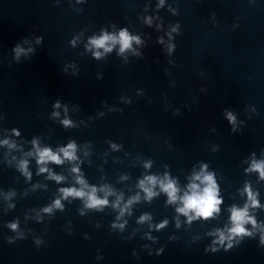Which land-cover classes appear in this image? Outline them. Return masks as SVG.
Returning a JSON list of instances; mask_svg holds the SVG:
<instances>
[{"label": "water", "instance_id": "1", "mask_svg": "<svg viewBox=\"0 0 264 264\" xmlns=\"http://www.w3.org/2000/svg\"><path fill=\"white\" fill-rule=\"evenodd\" d=\"M123 29L140 43L90 47ZM5 140L0 264H264V179L250 170L264 161V0H0ZM33 140L53 152L75 143L76 160L45 165L61 182L39 171ZM204 165L223 201L207 220L189 223L158 185L151 200L139 187L167 175L182 196ZM73 168L86 191L111 190L106 206L62 198L81 187ZM57 199L62 208L43 211ZM245 204L252 234L219 243L217 230L229 236L231 209Z\"/></svg>", "mask_w": 264, "mask_h": 264}, {"label": "clouds", "instance_id": "2", "mask_svg": "<svg viewBox=\"0 0 264 264\" xmlns=\"http://www.w3.org/2000/svg\"><path fill=\"white\" fill-rule=\"evenodd\" d=\"M161 4H163V0H160ZM39 43V39L37 41ZM133 42L140 43L139 37L129 35L126 29L121 30L118 34H108L103 33L99 37H93L89 45L90 47H94L96 49H103L105 53L111 52L112 48L116 45H120V52L123 53L126 50L131 49ZM17 57L23 53V49L17 48L15 49ZM102 53L100 51L94 52V56L96 58H100ZM55 107H59V103L55 105ZM228 119L230 122H234L235 117L228 113ZM65 125L70 124V121H64ZM15 131V130H14ZM16 135H19V132H15ZM3 144H9L7 140L0 142ZM33 147L35 149L34 153H29V155H35L37 157V164L41 165L39 171L41 173L48 172L49 178L54 179L57 183L61 182L64 178L59 175H55L50 172V170L45 166L48 163H54L57 165H61L68 161H74L77 159L76 157V145L75 143H69L66 147L58 149V151L53 152L51 148H40L37 141L33 140ZM10 147H14V145H9ZM62 154V155H61ZM28 162L22 161L20 164V170L30 179L31 173L27 171ZM146 167H150V165H145ZM207 165L202 166L201 170L198 173H195L190 179L191 182L187 186V191L183 193L182 196H178V192L180 191L176 185V182L170 179L167 175L164 176L163 179H158L155 176H147L143 180L139 182V187L146 194V199L151 200V198L157 195L156 192L153 191L155 186H159L160 190L167 194L169 203L180 202L181 206L176 209L179 214H182L188 218V222L191 223L192 220L195 219H204L207 220L212 218L214 214L219 213V205L223 203V201L219 198V190L216 184L214 174L207 172ZM252 171H257L260 173L261 179H264V161L256 162L254 161L251 169ZM72 171L77 173L76 181L81 185L79 189L72 188H62L60 192L62 193V198L67 199L68 197L81 198L85 200V206L88 208H101L106 206L109 202L107 200V196L113 194L110 189H101V191H105V197L100 198L97 196V189L95 187H91L90 190L86 191L85 189H89V186L84 181V179L78 174L79 168H73ZM245 191L248 193V198L252 207H258L259 203L256 200L255 194H253L250 188L246 187ZM122 197L118 196L113 207H119L120 200ZM139 199V195L132 197L124 208L120 209L121 215L128 209V207ZM62 208L61 200L57 199L53 202V205L43 209L44 212L50 213L52 208ZM249 204H245L244 208L233 207L231 209L230 221L232 227L227 229L229 236H225L223 231L217 230L219 235V243L223 244L226 239H231L235 235H251L252 233L248 231L244 225L246 223H251L253 226H256V221L253 217L248 214ZM119 218V217H118ZM150 219L147 215L142 216L140 218V222ZM167 224V221H163L161 224L157 225V229L163 228ZM17 224H10L9 227L15 230L17 228ZM115 227V225H114ZM122 228L123 225H120ZM214 243H216L214 241ZM261 243H264V236L261 237ZM231 247V244L228 245ZM216 249L213 248V251Z\"/></svg>", "mask_w": 264, "mask_h": 264}]
</instances>
